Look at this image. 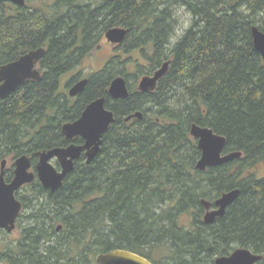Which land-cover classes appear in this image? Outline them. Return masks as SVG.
<instances>
[{
	"label": "trees",
	"instance_id": "obj_1",
	"mask_svg": "<svg viewBox=\"0 0 264 264\" xmlns=\"http://www.w3.org/2000/svg\"><path fill=\"white\" fill-rule=\"evenodd\" d=\"M182 10L190 25L177 37ZM253 27L264 32V0H0V68L46 49L42 79L0 99V163L67 147L63 126L98 98L115 113L100 154L90 164L79 160L49 203L54 229L62 227L49 259L85 264L116 249L155 264L153 252L166 253L168 264H215L236 248L264 256V177L257 175L264 163V58ZM115 28L128 31L123 51H140L145 60L135 62L136 79L171 62L156 90L140 92L129 79V59L113 56L80 96L61 92L62 78ZM119 76L127 99L109 95ZM137 112L142 120L126 121ZM194 124L224 136L226 154L243 156L199 171ZM237 189L225 215L205 224L202 200L215 204ZM186 216L190 222L182 224Z\"/></svg>",
	"mask_w": 264,
	"mask_h": 264
},
{
	"label": "water",
	"instance_id": "obj_2",
	"mask_svg": "<svg viewBox=\"0 0 264 264\" xmlns=\"http://www.w3.org/2000/svg\"><path fill=\"white\" fill-rule=\"evenodd\" d=\"M15 5L24 6L26 0H4ZM128 35L124 28H115L107 32L106 38L113 44H122ZM252 37L256 50L264 58V32L258 27L252 28ZM46 54L45 48H40L22 56L19 60L6 64L0 68V99L9 98L20 86L27 81H40L41 72L37 64ZM171 62L168 61L153 75L144 76L138 86L142 93L154 92L158 83L169 73ZM89 79H83L75 84L69 91V96H80L86 89ZM109 95L113 99H127L130 96L128 83L125 77L115 78L109 88ZM107 99L98 98L91 102L84 110L82 116L75 122L66 123L62 133L67 141H72L67 147H58L44 150L37 155L40 159L37 167L38 176L43 186L52 192L59 191L64 186V180L75 170L76 162L84 155L87 164L93 162L100 154L103 138L115 122V113L107 108ZM143 113L137 112L126 118L127 122L133 119L142 120ZM191 136L197 140L201 150V158L197 163L199 171L207 168L235 161L243 156L242 152L226 154L227 139L214 132L213 129L194 124L191 127ZM82 138L83 144H76V138ZM56 159L62 171H58L52 161ZM4 161L2 166L5 167ZM16 178L11 185L4 184L3 176L0 177V227L15 222L21 210V205L15 199L14 193L24 184L34 181V174L30 173L31 158L23 155L16 160ZM240 189L223 194L215 204L202 200L206 209L204 222L213 224L217 218L223 217L228 209L239 197ZM62 227H59L61 230ZM264 259L263 255L255 254L247 248H239L229 256L218 257L215 264H258ZM90 264H153L147 258L128 250L116 249L100 254L96 262Z\"/></svg>",
	"mask_w": 264,
	"mask_h": 264
},
{
	"label": "flooded vegetation",
	"instance_id": "obj_3",
	"mask_svg": "<svg viewBox=\"0 0 264 264\" xmlns=\"http://www.w3.org/2000/svg\"><path fill=\"white\" fill-rule=\"evenodd\" d=\"M104 37L106 39V35ZM123 43L113 44L108 42L109 51L112 54L115 53L113 56H123ZM100 48L101 46L98 47V50ZM41 62L42 60L37 64L36 68L43 76ZM74 70H72V72ZM83 79L78 80L75 84ZM38 153L39 152L35 155H27L31 158V168L29 172L34 174V181L24 184L14 193L16 201L21 205V210L17 215L15 222L13 225L12 223H8L5 227H0V264H74V262L69 261L68 259L57 260L56 257L49 259V256L52 254L49 253L48 249L60 234L61 230L57 227L54 233L53 231L47 232L56 227L53 225L54 220L52 216L49 215V203L50 201L55 200L56 195L55 192L46 189L39 179L37 167L40 159L37 155ZM83 158H85V161L87 160L84 155L81 159ZM17 159L18 157H10L4 159L0 163V177L3 176V181L6 185H11L16 178ZM4 161L6 164L3 168L2 164ZM55 161L57 160L54 159L52 161L54 167L58 171H62L59 162L57 161V165ZM40 216H42V218L45 217V222H43L44 224L41 222L40 225H36V220ZM44 229L47 233H45V236L43 237L42 232ZM42 238H44V242L46 243L45 247H43L44 243ZM40 239L42 241V247L36 246V243L39 242ZM150 261L155 264L152 260ZM94 262H96V260L90 263Z\"/></svg>",
	"mask_w": 264,
	"mask_h": 264
},
{
	"label": "rangeland",
	"instance_id": "obj_4",
	"mask_svg": "<svg viewBox=\"0 0 264 264\" xmlns=\"http://www.w3.org/2000/svg\"><path fill=\"white\" fill-rule=\"evenodd\" d=\"M179 16L181 18V24H180V27H178V31L176 33L177 37L182 35V33L190 25V16L187 15L186 12H184L182 10L179 13ZM108 42L109 41H107V38L105 39V37H104L103 41L100 44L101 48L99 50H98V47L96 49H93L91 51L90 55L87 56L80 65L75 67V70L73 72H69L68 74H66L62 78V80H61V92L65 93V94H69L70 89L73 87V85L78 80H80L81 78H88L89 79V77L93 73L98 72V71H102L107 66L109 61L112 59L113 55H115V53L112 54L109 51ZM138 59L140 60V62H139L140 64H144L145 63V60L143 59V57L141 55V52L140 51H135V50L131 51L129 53H125L123 51V58H121V60H123V61H126V60L129 61L128 64H127V67H128L127 73L130 74L129 79L131 80V82H133V84L136 85L137 88L139 86V83H140L141 79L144 77V76H142V77H139L138 79H136V76H137L136 73H137V70H138V66H137V64L135 62H137L136 60H138ZM130 61H132V62H130ZM73 99H75V98H73ZM55 162L58 165V162L57 161H55ZM257 175L259 177H264V163L257 167ZM205 214H206V211H205ZM205 214H204V216H205ZM188 222H190V217L186 216V217H182L181 218V223L182 224L183 223H188ZM50 231L51 232L53 231V233H54L55 229L50 230ZM236 250H237V248H236ZM165 254L166 253L163 254V252H159L158 254L153 252V254H151V256L156 262H158V264H168V260L164 256ZM96 258H97V255L94 257L93 261H95Z\"/></svg>",
	"mask_w": 264,
	"mask_h": 264
},
{
	"label": "bare ground",
	"instance_id": "obj_5",
	"mask_svg": "<svg viewBox=\"0 0 264 264\" xmlns=\"http://www.w3.org/2000/svg\"><path fill=\"white\" fill-rule=\"evenodd\" d=\"M81 79H83V78H81Z\"/></svg>",
	"mask_w": 264,
	"mask_h": 264
}]
</instances>
